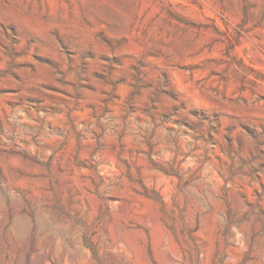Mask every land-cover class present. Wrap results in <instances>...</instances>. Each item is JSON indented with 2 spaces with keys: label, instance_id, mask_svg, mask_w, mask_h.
Listing matches in <instances>:
<instances>
[{
  "label": "rangeland",
  "instance_id": "obj_1",
  "mask_svg": "<svg viewBox=\"0 0 264 264\" xmlns=\"http://www.w3.org/2000/svg\"><path fill=\"white\" fill-rule=\"evenodd\" d=\"M0 264H264V0H0Z\"/></svg>",
  "mask_w": 264,
  "mask_h": 264
}]
</instances>
